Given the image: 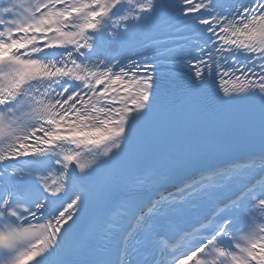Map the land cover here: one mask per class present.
<instances>
[{
  "label": "snow or ice",
  "instance_id": "snow-or-ice-1",
  "mask_svg": "<svg viewBox=\"0 0 264 264\" xmlns=\"http://www.w3.org/2000/svg\"><path fill=\"white\" fill-rule=\"evenodd\" d=\"M0 264H264V0H0Z\"/></svg>",
  "mask_w": 264,
  "mask_h": 264
}]
</instances>
